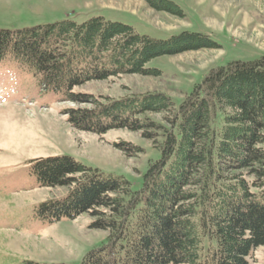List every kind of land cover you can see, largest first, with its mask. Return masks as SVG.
<instances>
[{
  "label": "trees",
  "instance_id": "1",
  "mask_svg": "<svg viewBox=\"0 0 264 264\" xmlns=\"http://www.w3.org/2000/svg\"><path fill=\"white\" fill-rule=\"evenodd\" d=\"M145 1L183 16L170 0ZM215 47L197 32L153 38L103 16L0 29V60H15L63 101L92 105L66 112L74 127L140 132L158 151L139 187L69 155L32 160L41 185L67 190L41 203L42 219L89 213L91 227L107 232L81 264H251L264 246V56L212 68L180 103L160 92L100 100L76 91L124 74L160 76L148 66L155 58Z\"/></svg>",
  "mask_w": 264,
  "mask_h": 264
},
{
  "label": "rangeland",
  "instance_id": "2",
  "mask_svg": "<svg viewBox=\"0 0 264 264\" xmlns=\"http://www.w3.org/2000/svg\"><path fill=\"white\" fill-rule=\"evenodd\" d=\"M170 1L183 16L156 10L145 0H0V29L103 16L153 38L190 31L217 44L155 58L148 66L159 69L160 76L124 74L76 88L100 100L160 92L180 103L212 68L264 56V0ZM91 107L61 100L15 60H0V264H81L107 237L106 231L91 227L94 218L89 213L41 218V203L67 190L41 185L32 173V160L69 155L139 187L142 174L158 157L154 142L140 132L113 129L100 135L74 127L66 112ZM122 141L139 152L120 150L115 143ZM251 264H264V246L254 251Z\"/></svg>",
  "mask_w": 264,
  "mask_h": 264
}]
</instances>
